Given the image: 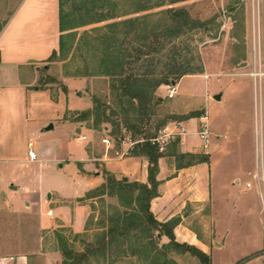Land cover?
I'll return each instance as SVG.
<instances>
[{
    "label": "rangeland",
    "instance_id": "1",
    "mask_svg": "<svg viewBox=\"0 0 264 264\" xmlns=\"http://www.w3.org/2000/svg\"><path fill=\"white\" fill-rule=\"evenodd\" d=\"M128 1L111 0V3L120 14L135 7ZM19 2L0 0V14L5 16ZM170 8L186 9L203 26L190 29L180 39L167 44L162 53L153 54L149 61L142 58L135 72L160 73L181 63L195 70L203 66V73L184 76L175 85H162L157 90L156 96L162 100L155 108L147 134L152 137L165 125L180 120H190L192 129L197 130L205 122L211 132L207 148L199 139L190 154L184 153L181 144H174L173 138L163 153L173 165L191 168L190 203L182 212L177 238L204 251L212 249L213 264H257L258 260L264 264V161L261 156L264 152V0H186L77 28L76 35L67 38V51L40 65L36 85L50 91L54 101L66 96L68 105L72 99L73 104L75 100L79 102L78 106L67 110L64 119L58 121L54 111H40L28 122L25 131L12 135L11 144L20 155L28 148L43 155L26 166L27 171L20 170L17 188L28 186L31 191L40 190L41 180L47 191L42 209H48L52 206L51 189L72 195L81 179L77 167L68 165L70 156L84 148L91 157L101 156L105 150L103 139L111 135L119 150L127 114L118 104L113 75L104 74L112 69L107 67L112 62L98 61V49L103 47L98 37L102 31L95 28L106 31L110 23L146 14H151L150 23L164 24L169 22V17L161 12ZM120 30L123 36L127 29ZM131 40L139 45L135 36ZM171 88L177 89L173 98L168 97ZM217 94L222 95L221 100L215 98ZM249 108L255 133L254 154L239 164L228 156L235 148L224 153L221 141L225 144L228 137L222 131L232 134V127L238 120L246 119ZM51 124L54 128L48 130ZM58 154L63 158L61 162L56 161ZM203 158L208 160L198 162ZM98 168L106 180L111 172ZM202 169L203 178L199 176ZM256 173L260 175V183L254 177ZM248 182L250 187L246 186ZM24 200L16 201L19 208L0 206V264H24V259H18L21 256L26 257L27 264H63L61 238L71 242L74 252L87 253L89 259L80 264H148L130 244L123 247L114 244L105 253L99 249L102 237L111 226L109 216L115 206H120L118 197L80 201L89 206L86 218L83 213L67 210L63 217L75 227L62 225L58 210L54 217H45L44 212L25 209ZM168 240L167 236H160V245ZM218 241L223 247L218 246ZM89 248L97 251L90 252ZM259 252L262 259H258ZM170 256L178 264H202L189 252H173ZM4 257H14V260L3 263Z\"/></svg>",
    "mask_w": 264,
    "mask_h": 264
},
{
    "label": "crops",
    "instance_id": "2",
    "mask_svg": "<svg viewBox=\"0 0 264 264\" xmlns=\"http://www.w3.org/2000/svg\"><path fill=\"white\" fill-rule=\"evenodd\" d=\"M59 40V0H20L8 14L5 16L0 14V206L19 208L16 201L26 199L24 200L25 209L32 212H44L42 215L45 217H54L55 210H58L62 225L75 227V224L67 222L63 214L69 209L73 213H83L84 218L89 214V206L85 205L88 200L81 201L86 203H81L79 199L105 181L98 166L106 168L117 178L122 176L131 181L146 183L148 181L149 161L145 157L123 155L125 147L120 145L119 150H116L117 146L114 143L103 145L105 150L101 156L91 157L88 155L87 149H79L74 155L70 156L67 162H69V166L77 167L76 171L81 179L75 186L72 195L51 189L49 195L54 209L52 206L45 210L42 209V206L46 204L47 191L41 180L40 190L31 191L28 186L17 188V181L21 176L18 173L20 170L25 171L26 166L36 159L30 158V148L24 151L22 155H20V152L17 153L13 149V144H11L12 135L22 130L25 131L28 128V122L34 119L40 111H54L58 121L59 118L64 119L67 110L73 109L72 107L76 108L79 103L75 100L73 104L71 99L68 105L66 96L60 98L59 101H54L51 98L50 91L40 89L36 85L38 68L42 63L49 61L54 51H58ZM251 115L252 110L249 108L246 119L243 122L238 120V123L232 127V134L228 131H222L228 137L225 144H222L223 141H221L224 153H228L229 148H235V152H229L228 156L235 158L239 164H243L245 157L248 159L249 156L251 157L254 154L255 133ZM204 119L205 117L202 118V122ZM183 122L187 134L180 140L181 149L182 152L190 154L194 143L197 140L199 141L200 137L197 134L198 130L192 129L194 127L190 126V120ZM78 125L83 127L82 123ZM256 145L257 153L259 146L257 135ZM36 154L37 158L43 156L37 152ZM62 159L59 154L56 156L57 162H61ZM159 166L160 193L152 203L154 215L163 222L180 215L182 218V212L190 203L191 168L188 165L181 168L173 165L168 156L160 158ZM61 167H65V164H61ZM203 174L204 170L202 169L199 176L203 178ZM235 179L238 183L240 182L239 178ZM210 189L212 191V188ZM212 194L210 193V196ZM50 210L53 211L51 215L48 213ZM180 225L181 222L176 227V233L181 230ZM79 231L81 232L82 229H79ZM262 241L261 238L260 243H263ZM191 243L196 242L191 241ZM217 244H219V247H223V243L220 241ZM205 251L210 254L213 260L212 249H205ZM262 256L261 253L258 259H262ZM4 258L9 259L11 257ZM18 259H24L25 261L26 257L21 256ZM261 261L258 260L257 264H261ZM24 264H27V262H24Z\"/></svg>",
    "mask_w": 264,
    "mask_h": 264
},
{
    "label": "trees",
    "instance_id": "3",
    "mask_svg": "<svg viewBox=\"0 0 264 264\" xmlns=\"http://www.w3.org/2000/svg\"><path fill=\"white\" fill-rule=\"evenodd\" d=\"M129 1V5L135 7L119 14L111 0H59V49L52 53L49 60L59 53L63 54L67 51V38L75 36V31L79 27L186 0ZM68 6L70 7L68 8ZM161 13L169 17V22L150 23L148 18L151 14H146L110 23L105 28L106 31H103L102 27L95 28L102 31L98 37L99 45L103 46L98 49L100 50L98 61L104 64L112 62V65H107L112 68L109 69L111 71L108 70L104 74L113 75V87L116 91L118 104L122 107V112L127 114L124 131L127 130L136 137L144 136L146 138L129 155L145 157L149 161L148 181L144 183L131 181L128 178L118 179L114 174L108 173L106 180L101 185L88 191L79 201L97 197L104 199L105 196L118 197L120 200V206H115L112 215L109 216L111 226L99 243L102 253H105L107 247L114 244H118L119 247L130 244L133 251L141 254L148 264H178L170 256L173 252L183 254L189 252L198 257L202 264H213L210 254L194 244L178 240L175 229L181 221L180 216L163 222L156 218L152 210L153 200L160 193L159 160L163 156V152H160L157 146L150 142L151 135L147 134L149 122L156 111L155 108L162 100L156 96V92L162 85H175L184 76L203 73V66L195 70L181 63L174 64L171 68L160 73L141 74L135 72L137 63L142 58L145 57L149 61L153 54L162 53L167 44L180 39L190 29L203 26V22L192 19L184 8H170ZM121 27L127 29L123 36ZM132 28H134V32L131 30ZM132 36L136 37L139 45H134L131 40ZM119 125L120 123H118ZM177 143H180V138L174 142V144ZM207 160L203 158L198 162ZM178 167L181 168L183 165ZM160 236H167L168 243L160 245ZM60 241L64 256L63 264H80L83 260L89 259L85 252H74L68 239L61 238ZM88 250L90 252L97 251L94 248Z\"/></svg>",
    "mask_w": 264,
    "mask_h": 264
},
{
    "label": "built area",
    "instance_id": "4",
    "mask_svg": "<svg viewBox=\"0 0 264 264\" xmlns=\"http://www.w3.org/2000/svg\"><path fill=\"white\" fill-rule=\"evenodd\" d=\"M173 86V85H172ZM177 89L171 88L168 93L169 98H173L176 94ZM187 134L186 126L184 125L183 121H175L173 123H169L165 125L163 128L159 129L157 133L150 137L149 140L152 144L156 145L160 152H164L166 150V147L168 143L173 138H180L182 140V137ZM197 134L199 135L200 139L203 142V146L207 148L211 143V132L208 127V125L204 122L203 127L197 131ZM86 138V137H82ZM114 137L110 136V138H104L103 142L107 145L114 143ZM146 140V138L142 137H136L131 132H128L127 130L124 131V135L120 137V143L122 146L125 147V151L123 152V155L130 154V152L138 145L143 143ZM31 145V144H30ZM260 151V150H259ZM29 156L31 159H37L36 152L30 148L29 150ZM262 161H264V152L262 150L261 152ZM254 177H256L259 180L260 183V175L258 173L254 174ZM251 186V183L248 184V187ZM50 215L53 213L52 210L48 212ZM24 258V257H23ZM10 261L14 260V257L9 258ZM8 258H3L2 262L7 263L6 261L9 260ZM26 262V260H25Z\"/></svg>",
    "mask_w": 264,
    "mask_h": 264
},
{
    "label": "water",
    "instance_id": "5",
    "mask_svg": "<svg viewBox=\"0 0 264 264\" xmlns=\"http://www.w3.org/2000/svg\"><path fill=\"white\" fill-rule=\"evenodd\" d=\"M215 98H216L217 100H221L222 95H221V94H217V95L215 96ZM52 128H53V125L51 124L47 129L50 130V129H52Z\"/></svg>",
    "mask_w": 264,
    "mask_h": 264
}]
</instances>
